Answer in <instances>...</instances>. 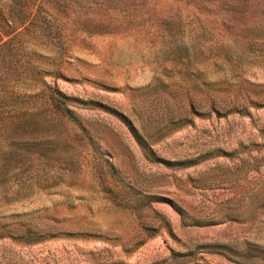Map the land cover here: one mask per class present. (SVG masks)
I'll list each match as a JSON object with an SVG mask.
<instances>
[{"label":"rangeland","instance_id":"rangeland-1","mask_svg":"<svg viewBox=\"0 0 264 264\" xmlns=\"http://www.w3.org/2000/svg\"><path fill=\"white\" fill-rule=\"evenodd\" d=\"M0 264H264V0H0Z\"/></svg>","mask_w":264,"mask_h":264}]
</instances>
